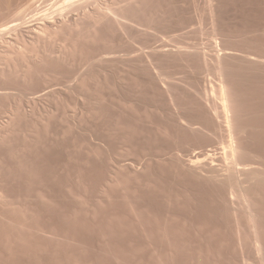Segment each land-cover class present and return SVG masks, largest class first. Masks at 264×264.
Here are the masks:
<instances>
[{
	"label": "rangeland",
	"instance_id": "374dc122",
	"mask_svg": "<svg viewBox=\"0 0 264 264\" xmlns=\"http://www.w3.org/2000/svg\"><path fill=\"white\" fill-rule=\"evenodd\" d=\"M95 1L0 0V264H264V0Z\"/></svg>",
	"mask_w": 264,
	"mask_h": 264
},
{
	"label": "bare ground",
	"instance_id": "6f19581e",
	"mask_svg": "<svg viewBox=\"0 0 264 264\" xmlns=\"http://www.w3.org/2000/svg\"><path fill=\"white\" fill-rule=\"evenodd\" d=\"M92 1H95V0H60V4L57 2L55 4V6H57V4H59V6H57L56 8L60 9L62 12L66 11L68 9H74L77 11V9H79V10H81V9L83 10V8L85 9V6H87ZM55 2H56V0H55ZM44 14H46V12H44ZM0 31H2V29ZM193 159L198 160L199 158H198V156H196Z\"/></svg>",
	"mask_w": 264,
	"mask_h": 264
}]
</instances>
